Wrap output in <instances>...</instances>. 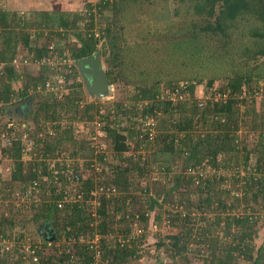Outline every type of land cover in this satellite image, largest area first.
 Returning <instances> with one entry per match:
<instances>
[{"label":"trees","instance_id":"obj_1","mask_svg":"<svg viewBox=\"0 0 264 264\" xmlns=\"http://www.w3.org/2000/svg\"><path fill=\"white\" fill-rule=\"evenodd\" d=\"M180 2L174 12L183 5L185 13L193 18L188 37L169 43L172 44L168 45L170 55L164 58L161 45L158 49L141 41L120 46L109 26L98 31L94 29L95 15L110 6L109 0L88 1L83 13L70 9H36L23 11L18 16L7 8L5 0H0V63L3 64L0 68V115H4L11 104L27 99L25 105L30 104L36 96L33 120L53 133L37 139L27 126L34 141L32 152L36 154L26 161L22 158L25 146L22 139L10 137L8 144L2 147L11 158L10 181L19 182L23 193L36 180L35 188L40 197L30 202L29 198L20 205L19 209L31 213L16 222L24 226L34 221L43 228L52 227L57 239L62 236L79 239L86 234L91 239L73 242L72 247L69 246L71 251L63 248L59 255H47L34 247L32 255L37 256V261L27 255L24 257L21 252L0 254V264H72L71 258L78 264H129L141 256L140 240L130 235L131 227L134 223H138L139 228L146 225L150 213L166 203L178 207L182 199L177 198V194L187 198L186 209L194 206L191 196L196 194V209L209 208L217 201V211L212 225L201 227L197 233L193 232L191 223L192 209L185 215L184 228L174 233L171 232L178 226L180 213L168 212L171 229L165 237L171 248L162 240L158 245H165L171 257L180 258L176 264H191L188 250L193 242L204 244L208 249L207 257H203L204 264H264L263 247L259 246L254 254L251 245L256 236L253 224L257 217L253 214L238 216L233 212L221 217V211L236 209L241 197H235V203L223 202L222 192L215 188L218 180H225L220 169H235L233 184L241 185L243 209H247L249 200L257 202L258 198H264V109L260 105L255 107L254 97L260 87L259 81L264 79V0ZM44 31L50 38L52 35L58 37L51 48L36 45V39L44 35ZM68 35L73 38L71 44L67 43ZM19 45L28 50V57L34 62L55 55L77 60L100 47L109 83L120 82L122 76L125 79L134 76L138 81L126 102L113 100L102 108L97 102L85 101L82 80L76 67L71 65L72 71L65 75L66 80L71 81L66 82L67 90L60 96L44 90L46 80L56 71L50 65L40 62L36 75L16 69L13 61ZM183 46L187 49L181 48ZM192 64L200 68L194 70ZM171 69L177 77H170L167 85L175 98L165 94L160 85V72ZM205 71L207 89L221 75L226 83L219 89L220 98L200 102L194 96V89L202 82ZM21 79L25 82L17 87ZM181 80L189 82L180 83ZM150 118L157 124L143 130L145 121ZM64 119L68 120L65 124L61 123ZM75 121L83 122L85 129L87 123L91 122L93 127L97 125L98 136L104 140L98 141L99 145L92 142L95 127L84 131L82 138L76 137ZM154 126L155 134L151 131ZM246 126L249 133L257 136L253 147H248L247 135L241 138L238 133ZM98 147L102 150L96 151ZM63 149L70 150V155L77 158L74 166L56 161L49 167L42 158L54 152L59 154ZM109 155L116 163L107 162ZM207 165L213 168L214 177L200 172ZM236 166L243 167V175ZM153 168L164 174L168 186H161L160 180L152 179ZM86 169L90 172L84 176ZM93 191L96 194H92ZM71 194L73 199L67 201ZM154 217L158 221L161 219L156 213ZM15 218L1 212L0 239L22 236V232L5 231V222L13 228ZM222 221L224 234L230 236L228 242L219 241L214 233ZM232 227L238 231L232 234ZM111 233L121 238L111 241L108 239ZM95 238L99 240V250L92 242Z\"/></svg>","mask_w":264,"mask_h":264},{"label":"rangeland","instance_id":"obj_2","mask_svg":"<svg viewBox=\"0 0 264 264\" xmlns=\"http://www.w3.org/2000/svg\"><path fill=\"white\" fill-rule=\"evenodd\" d=\"M6 6L11 12H15L16 15H21L23 11H34L36 9H48L49 11H57L60 9H70L72 11H81L83 13L86 10V3L88 1H92V3H96L99 0H5ZM110 6L103 11L101 14L95 15L96 25H94V29L97 31L100 28H104L109 26L111 28V32L113 35H115L113 38L115 39V42H117V45L124 46L127 44L134 45L137 42H147L151 47L156 46L157 48L162 46V50L165 53L163 56L164 58L169 57L170 54H168V51H170L169 44L174 39L175 41H178L180 38H186L188 37V29L191 25V20L193 19L191 15L185 13V10L183 8V5L178 7V12L176 11V7L181 3L180 0H134V2H130V0H109ZM118 2V4L116 3ZM115 5V8L113 5ZM113 8V9H111ZM34 30V29H33ZM32 30V31H33ZM36 31V29L34 30ZM33 31V32H34ZM31 32L32 37L35 36V34ZM44 35L40 36L38 39H36V42L38 46L46 45L49 48L53 46L52 43L56 41L58 38L57 35H52V38L49 37V33H46L44 31ZM121 33L123 35H121ZM186 35V36H185ZM67 43L73 41V38L68 35ZM124 37V38H123ZM50 40V42H49ZM168 43V44H167ZM173 43V42H172ZM149 47V48H151ZM183 49H187L186 46L181 47ZM159 49V48H158ZM181 51V50H180ZM179 51V52H180ZM181 53V52H180ZM29 52L28 50L23 47L22 45H19L17 48V54L15 55V61H13V65L16 67L18 71H27L28 73H32L33 75H36L39 71L40 62H45V64H48L50 66L56 65L57 61H60V57L55 55L53 58L48 59L47 57L41 59V61H31L29 59ZM183 57V56H182ZM66 61H71L73 63V60L69 57H65ZM102 58V56H101ZM184 58V57H183ZM103 60V58H102ZM105 70L107 67V64L103 61ZM3 64L0 63V68ZM192 64L191 68L193 69H199V65ZM62 68V67H61ZM68 66L63 70V72H68ZM121 76L124 75V73L120 74ZM176 75V76H174ZM203 78L202 82L196 85L194 89V96L200 101L204 102L207 98L218 99L221 97L219 89L222 85L226 83V78L224 76H218L211 88L206 87V71L202 73ZM160 85L162 90L165 94H167L170 97L175 98V93L171 91L170 88H168L167 82L168 79L171 77V79H175L177 77V73H174V69L171 70H164L160 72ZM52 77V75H51ZM50 77V78H51ZM179 77V76H178ZM134 76L130 77V79H125L123 76L120 77V82L112 84V92L110 97L107 98H90L86 91L85 93V101H93L97 102L101 105L102 108L104 106H107L111 101L113 100H123L126 102V97L130 93L133 92L134 87L136 85V81L133 79ZM81 79V76H80ZM71 80H66L64 83H60V92L58 95L61 96L62 91H66V82H70ZM23 79L19 80L16 84L17 87L23 85ZM189 80H181L180 83H187ZM259 88L257 91L254 92V97L256 99L255 107L259 108V105L263 107L264 109V79H261L259 81ZM39 87V86H38ZM84 89V87H83ZM40 90V87H39ZM45 90V89H44ZM46 91V90H45ZM50 92V91H48ZM225 97V96H224ZM83 103V102H82ZM12 105V104H11ZM10 105V106H11ZM36 105V96H34L30 104H27L24 109L15 111L13 115H11V112L8 110L4 115H0V215L1 212H4L8 215V217L16 216L15 222L20 221L23 216H30V211L24 212L23 210L19 209L20 205L24 202H27V199H29V202L32 199H39V193L36 189H31L30 187H27L26 190L22 193L21 185L19 182H11L10 181V171H11V158L7 156L6 153L2 151V147L7 145L9 142L10 137H17L22 139V143L25 145L22 149L23 154L22 158L24 161L31 159V157H34L36 154L35 151L32 152L33 147V139L32 134L38 139H43L46 135H53L51 129H47L44 127L43 124H41L38 121L33 120V112L32 110L34 106ZM9 106V107H10ZM245 107V106H244ZM243 107V108H244ZM8 108V107H7ZM30 108V111H28ZM7 110V109H6ZM25 110L28 111V113H25ZM41 116L38 117V120L41 121ZM68 120L64 119L61 121V123L65 124ZM29 123V124H28ZM73 126L75 129L76 137L82 138L85 135V132L87 129H94L92 126L93 124L87 123V128L85 129V126H83V122L75 121L73 122ZM145 126L143 130H145L146 126L148 125H156L157 122L154 118H150L145 121ZM100 125V124H99ZM27 126H29L31 133L28 132ZM98 126L96 125V128ZM249 127L246 126L243 129L239 130V135L241 138L246 136V142L248 147H253L255 144V140H257V136L251 132L249 133ZM151 131L153 134L156 132L155 126L151 128ZM102 133L99 132V135ZM93 135V133H92ZM104 139L97 135L95 139L92 138L93 142H97L99 145V142H102ZM99 141V142H98ZM106 145V143H104ZM65 146V145H64ZM69 146V142H68ZM66 147V146H65ZM105 147V146H104ZM102 150L101 147L95 148L96 151ZM31 151V152H30ZM70 150L63 149V151L59 154H56L55 152L52 153V155H46L42 157L46 162H48L49 167H53L55 165L56 161L66 162L67 166H74L76 164L77 158L72 157L69 153ZM110 151H108L109 153ZM253 162V157L251 159ZM108 163H116V160H113L112 156L109 155L107 159ZM80 163V161H79ZM109 165V164H107ZM101 165L98 166V172H100ZM238 167V166H236ZM152 168V167H151ZM179 169V167H176V171ZM239 173L243 175L244 170L243 167H238ZM57 172V171H54ZM89 169L84 171V176H86L89 173ZM152 179H158L161 182V186L166 185L168 186V183L164 182V174L160 173L157 169H152L151 171ZM200 172L204 174V176L207 177H214V170L209 165H207L204 169H201ZM219 173L222 175H225V180H218L215 183V188L217 191H221V199L223 202H231L235 203V197L240 198V202L237 203L236 209L232 210H225L223 213H221V217L223 215H226V213H235V215L242 216L243 214H253V217L256 218V222L253 224V229L255 230V238L252 242L253 253H256V250L259 246H262L264 251V198H258L257 202L253 200H249L248 207L246 210L243 209V204L245 201L243 200V194L240 190L241 185L239 183L233 184L234 178H236L237 172L234 170L224 171L220 169ZM171 173L169 174V176ZM218 175V174H217ZM216 175V176H217ZM163 182V183H162ZM141 185L143 184V181L141 180ZM74 185V184H72ZM68 186V184H67ZM195 187V186H192ZM74 188V187H73ZM75 189V188H74ZM182 189H185V186L183 185ZM229 191V194L227 192ZM72 195L67 196V201L72 200ZM205 195V193L203 194ZM177 198L182 199L181 204L178 207H175L171 203H166L162 207L155 208L154 211L150 213L148 223L142 227L143 229L141 232H137L138 223H134V225L131 227L130 235L136 236L140 241L138 244L141 256L138 259H133L129 264H176L180 262L179 257H171L169 254V251L166 249L165 245H158V241H165V244H167L168 248H171L169 239L165 237L167 231L171 229L169 227L170 218L168 217V212L174 213L179 212L180 217L177 220L178 226L173 228L174 233L178 230H181L186 225L185 222V215L188 211H191L192 216V222L193 223V232L197 233L200 231L201 227H209L212 225L211 223L215 220L216 215V203L217 201L210 206L209 208H205L203 210L197 208L196 205L198 203L197 195L193 194L191 197L195 201L194 206L190 207L189 209L185 208L186 204V197L183 198L180 196V194L176 195ZM28 202V204H29ZM194 203V202H193ZM239 204V205H238ZM34 212V211H33ZM159 214L161 216V219L158 221L155 219L154 214ZM190 213V212H189ZM200 217H204L201 219ZM5 231L9 232L13 230L14 233L22 232V240L19 241L18 244H20V247H23V245L31 244L36 246V249H41L44 254L50 255L53 253H56L59 255V253L63 250V248H66V252L71 251L70 247H72L73 242H86L88 240H91L88 238V234L86 235H80L79 239L74 238H65L62 236L61 238L57 239L54 238L53 240H42L38 234V232H42L43 225H39L38 223L34 221H28L27 223L23 224L22 226L20 223L16 222L13 228H10L8 226V223H6ZM209 225V226H208ZM223 221L221 222L220 226L217 227V230L214 232L218 240L221 242H228L230 239V236L225 235L224 231L222 230ZM231 233H235L238 231L237 228L232 227ZM143 233V235H142ZM47 235V234H46ZM52 233L48 231V237H51ZM121 238L120 236H117L115 233H111L108 236V239L111 241H114L115 239ZM197 239V238H196ZM1 241V240H0ZM123 241V240H122ZM42 242H44V246H42ZM94 244H96V249H100L99 240L97 241V238L92 241ZM70 246V247H69ZM95 249V246H94ZM197 249H199V253H196ZM220 250V249H217ZM189 256L191 264H204V258L207 257V251L208 249L204 244H196L195 242L189 244ZM99 257V256H98ZM95 256V259L98 258ZM99 259V258H98ZM75 258H71L72 264H78L75 261ZM176 261V262H175ZM182 261V260H181ZM239 261L242 263H245L243 259L239 258ZM67 264V263H66Z\"/></svg>","mask_w":264,"mask_h":264},{"label":"water","instance_id":"obj_3","mask_svg":"<svg viewBox=\"0 0 264 264\" xmlns=\"http://www.w3.org/2000/svg\"><path fill=\"white\" fill-rule=\"evenodd\" d=\"M73 65L81 76L84 90L90 98L110 97L112 84L108 81L105 66L101 58L100 47H97L94 53L87 57L73 60ZM26 101H28V99L13 103L7 108V111H12L11 115H13L17 109L21 110L27 106V104L25 105ZM42 230V232H38L42 240H53L56 237L55 231L52 227L43 228ZM48 231L52 233L51 237L47 236Z\"/></svg>","mask_w":264,"mask_h":264},{"label":"built area","instance_id":"obj_4","mask_svg":"<svg viewBox=\"0 0 264 264\" xmlns=\"http://www.w3.org/2000/svg\"><path fill=\"white\" fill-rule=\"evenodd\" d=\"M48 59H51L50 57H48ZM68 59H66L64 56L60 57V61H57L56 65H52L51 68L55 69L56 71L52 74V77L46 80L45 84H44V89L46 91H54L56 93L60 92V83H64L66 81V74L70 73L72 71V67L71 65H73V63H71V61H66ZM15 61V59H14ZM68 66V72L65 73L63 72V70L65 68H67ZM62 67V68H61ZM98 135V131H96V133H94L92 135V138L95 139ZM93 142V141H92ZM37 185V181H33L32 184L30 185L31 189H36ZM101 190V189H100ZM92 194H96V191H93ZM58 205H61V202L58 203ZM137 232H141V229L138 228ZM132 236V235H131ZM0 254H4V253H10V254H14L17 252H21L24 253V257L25 255L31 257V259L33 261H37V256L36 255H32L35 251L34 247L36 248V246L31 245V244H27V245H23V247H20L18 244L20 240H22V237H18L16 236L15 238H13L12 240H10L9 238H1L0 239ZM24 240V239H23ZM22 240V242H23Z\"/></svg>","mask_w":264,"mask_h":264},{"label":"flooded vegetation","instance_id":"obj_5","mask_svg":"<svg viewBox=\"0 0 264 264\" xmlns=\"http://www.w3.org/2000/svg\"><path fill=\"white\" fill-rule=\"evenodd\" d=\"M26 111V110H25Z\"/></svg>","mask_w":264,"mask_h":264}]
</instances>
